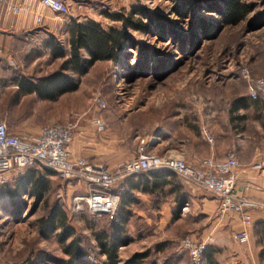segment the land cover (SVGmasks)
<instances>
[{
    "label": "rangeland",
    "instance_id": "obj_1",
    "mask_svg": "<svg viewBox=\"0 0 264 264\" xmlns=\"http://www.w3.org/2000/svg\"><path fill=\"white\" fill-rule=\"evenodd\" d=\"M188 1L192 5V16L220 23L218 14L203 9L208 0ZM244 1L253 5L244 21L221 27L212 37L201 34L192 42L189 28L193 17L179 20L171 11L172 1L79 0L71 8V13L102 19L101 23L106 28L120 25L107 18L106 12H128L132 5L138 4L168 16L183 36L175 39L160 33L131 30L138 47H129L115 60L96 63L80 77L76 90L55 101L41 102L35 95L20 94L15 84L20 77L38 78L57 70L62 59L54 60L49 51L44 53L41 50L38 51V60L24 59V54L20 59L0 54V121L5 120L15 126H30L35 121L42 127L79 120L82 137L88 143V159L111 167L131 159L137 154L142 140L152 142L151 138L155 136L163 138L162 144L154 147L152 143L148 148L163 154V150L172 148L167 143L178 144L180 138L190 136V130L198 132L199 128H207L208 115L218 112L220 116L224 112L228 123L231 121L230 130L235 135L240 134L242 139L262 138L264 100L255 102L249 98L248 81L241 70L247 67L254 78L264 75V23L257 28H251L248 23L264 11V0ZM67 17L71 19L69 15ZM65 31L60 30L59 43L69 53ZM145 46L149 47L148 61L143 59ZM137 61L139 66L133 69ZM98 96L104 99V103L96 101ZM241 100H248L249 106L234 112L232 107ZM93 118L104 120L106 128L103 132L96 130ZM214 118L222 128V120L218 116ZM98 150L102 158H97ZM96 158L99 160H92ZM33 167L40 172L47 168L41 165ZM31 168L9 172L6 183L0 187V264H55L52 258L68 257L54 234L41 237L38 233L37 220L46 216L48 205L56 201L66 210L76 236L82 239L81 245L87 252L84 260L89 264H101L105 256L98 249L94 233L97 226L103 228L109 223L108 217L86 210L77 212L75 217L72 213L74 196L87 194L85 183L78 179L60 178L54 172L48 176V204L41 203L33 211L34 196L23 192L14 199L11 192L17 179ZM180 180L191 197L192 183L181 176ZM152 198L149 204L140 203L136 208L146 210L153 220L147 222L135 213L127 227L133 241L121 248L120 260L133 255L136 249H150L151 258L160 263L165 257H170L175 264H190L188 251L181 244L182 238L186 235L198 238L200 234L196 231L207 226L206 219L190 213L161 228L152 217L151 209L158 204ZM15 200L24 202L26 209L18 208ZM168 200L174 203L171 198ZM76 207L83 208L84 205L79 203ZM205 242L208 248L203 259L211 252L209 240Z\"/></svg>",
    "mask_w": 264,
    "mask_h": 264
},
{
    "label": "trees",
    "instance_id": "obj_2",
    "mask_svg": "<svg viewBox=\"0 0 264 264\" xmlns=\"http://www.w3.org/2000/svg\"><path fill=\"white\" fill-rule=\"evenodd\" d=\"M167 1H172L171 11L179 20L185 21L193 17L189 28V38H192V42H195L201 34L204 37H212L221 30V27L244 21L253 10V5L244 0H208L203 9L220 16V23H215L205 17L192 16V5L188 0ZM105 16L112 21L121 22V26L105 28L101 22L80 23L74 20L69 27V53L58 42L50 45L51 58L62 59L59 69L38 78L20 77L16 80L17 92L25 95L36 93L42 99H56L62 94L73 92L79 86L80 77L86 75L96 63L101 60H115L129 47H138V42L131 30L160 33V35L174 36L175 39H181L183 36V32L175 28L168 16L150 10L145 5L134 4L128 12H106ZM248 23L251 28L262 25L264 11L252 17ZM142 53L143 59L148 61L149 47L145 46ZM138 66L139 61L133 69ZM251 100L263 101L262 99ZM248 106V100H241L234 104L235 109ZM52 174L54 171L49 168H46L44 172H40L36 167L31 168L17 179L16 187L11 191L12 197L15 199L23 192L34 196L33 211L41 203L47 205L49 202L47 192L50 188L48 176ZM113 191L120 195L119 207L115 215L105 214L109 223L103 228L97 226L94 233L98 249L105 256L101 264H175L176 262L170 257H165L162 263L151 258L150 249L137 251L124 260H120L119 257L121 248L133 241V237L127 233V227L136 215V206L142 202L139 193L152 195L154 202L171 198L176 204L174 217H177L181 209L187 205L190 195L182 184L180 175L168 168L138 172L119 181L113 187ZM14 204L20 209L25 208V203L22 201L15 200ZM48 208L47 215L37 220L38 233L41 237L54 234L68 256L63 259L52 258L53 262L55 264H89L84 260L87 252L81 245L82 239L76 236L75 229L68 222L64 207L56 201L48 205ZM255 231L264 245V222L259 223Z\"/></svg>",
    "mask_w": 264,
    "mask_h": 264
},
{
    "label": "crops",
    "instance_id": "obj_3",
    "mask_svg": "<svg viewBox=\"0 0 264 264\" xmlns=\"http://www.w3.org/2000/svg\"><path fill=\"white\" fill-rule=\"evenodd\" d=\"M78 1L67 0L70 5V12L61 14L54 12L44 5L41 0H2L0 3V54L11 59H20L22 54H24V59L33 58L34 60H38L40 58L38 51L41 50L44 53L49 51L51 56L50 45L53 42L59 43L61 29L66 30V41L69 47V27L74 20L80 23L88 21L100 23L102 21V19L98 18H84L80 15L72 14L71 8L75 6V3H79ZM111 2H114V0H111ZM13 5H28L30 9L27 11L21 10L16 13L13 10ZM37 15L42 16L41 22L37 20ZM68 15L71 19L67 17ZM112 22L120 24L119 26L114 25L112 27L121 26V22L119 21L114 20ZM58 59L61 60V58ZM15 85L17 86V84ZM27 95H35L41 102H44L55 101L64 94L58 96L56 99H42L36 93H29ZM233 108L234 106L232 107L234 112L240 110ZM215 115H208L207 120V129L215 139L213 145L208 143L203 135V128L201 130L199 128L198 132L190 130V136L188 138H180L178 144L167 143L172 148L163 150L162 153L180 154L188 163L199 165L207 156H214L218 160L226 158L228 151L235 145L236 155L241 163V166L237 169L236 194L256 201H264V168L262 170L252 168V164L264 156V137L242 139L240 134L235 135L232 133L230 130L231 121L229 120L228 123L224 112L221 116L219 112ZM217 116L222 120V128L220 124H216L217 118L214 117ZM8 126L12 133L27 132L29 134H37L41 128L40 122L35 121L30 126H15L12 124H8ZM80 129L82 127H79ZM258 129L261 132L263 131L261 126H258ZM151 141L147 142V147L152 143L154 147H157L162 144L163 138L155 136L151 138ZM87 144L82 134L77 131L74 141L70 145L73 157H87L88 159L89 149L86 147ZM99 153L98 150L97 158H102V155ZM97 158L92 160H99ZM88 161L91 160L88 159ZM191 189L190 200L177 214V217H174L176 204L168 200V198L160 199L156 207H152V217L156 219L157 224L163 228L172 221L186 217L190 213L201 215L206 219L207 222L205 224L207 226L199 232L196 231L200 234L198 235V239L209 240L208 244L211 249V252H208V255L203 259L204 264L206 262L207 264H264V245L260 242V237L256 233L257 231H255L257 225L264 222V213L257 209L249 210V213L253 217V223L249 229L250 239L247 242H238L234 240L233 235L242 226L239 215L237 213H230L225 216H218V200L207 190L205 191L194 184H192ZM139 196L142 200L141 204H149L150 199L153 197L152 195L143 193H139ZM135 213L147 222L153 220L146 210L136 208ZM135 251L139 250L136 249ZM130 256L131 254L126 255L123 257V260Z\"/></svg>",
    "mask_w": 264,
    "mask_h": 264
},
{
    "label": "built area",
    "instance_id": "obj_4",
    "mask_svg": "<svg viewBox=\"0 0 264 264\" xmlns=\"http://www.w3.org/2000/svg\"><path fill=\"white\" fill-rule=\"evenodd\" d=\"M44 5L54 12L67 14L70 5L67 0H41ZM2 0H0V3ZM14 12L29 10L30 6L13 5ZM37 20L42 21V16L37 15ZM242 75L247 79L248 96L251 99L264 100V75L254 78L249 69L243 68ZM99 104L104 99L96 98ZM92 123L98 132H103L106 124L103 119L93 118ZM79 120L66 123L47 124L42 126L37 134L19 132L12 133L5 120L0 121V187L7 181V174L17 169H27L41 165L56 172L66 180L78 179L86 185V195H76L73 198L72 213L86 210L98 215H115L120 200V195L113 191L119 181L147 170L168 168L180 175L187 182L207 190L219 203L218 216L228 213H237L241 218L242 226L233 235L235 241L247 242L250 239V226L253 217L250 209H257L264 213V201H256L239 196L235 192L238 180L237 169L241 166L237 158L236 149L231 148L226 158L215 159L207 156L199 165L188 163L180 154H158L147 147V142L142 140L137 154L131 159L121 161L111 167L88 161L86 157L75 158L70 145L74 141L76 132L80 134ZM203 135L210 144L215 143L214 136L204 127ZM255 170L264 168L263 158L252 164ZM83 203V208H77ZM181 244L186 248L190 264H203V256L207 251V243L192 235L182 238Z\"/></svg>",
    "mask_w": 264,
    "mask_h": 264
}]
</instances>
